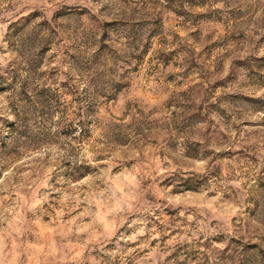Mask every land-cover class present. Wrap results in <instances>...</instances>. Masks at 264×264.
Listing matches in <instances>:
<instances>
[{"label": "rangeland", "instance_id": "obj_1", "mask_svg": "<svg viewBox=\"0 0 264 264\" xmlns=\"http://www.w3.org/2000/svg\"><path fill=\"white\" fill-rule=\"evenodd\" d=\"M0 264H264V0H0Z\"/></svg>", "mask_w": 264, "mask_h": 264}]
</instances>
